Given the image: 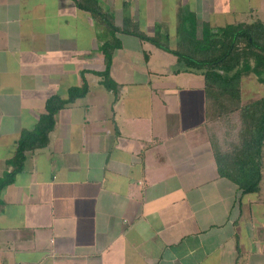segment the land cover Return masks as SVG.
<instances>
[{
  "label": "crops",
  "instance_id": "1",
  "mask_svg": "<svg viewBox=\"0 0 264 264\" xmlns=\"http://www.w3.org/2000/svg\"><path fill=\"white\" fill-rule=\"evenodd\" d=\"M98 1L148 33L177 32L180 7L264 20V0ZM115 35L108 87L105 22L76 0H0V176L47 99L81 94L1 191L0 264H264V147L260 189L243 192L218 169L204 70Z\"/></svg>",
  "mask_w": 264,
  "mask_h": 264
},
{
  "label": "trees",
  "instance_id": "2",
  "mask_svg": "<svg viewBox=\"0 0 264 264\" xmlns=\"http://www.w3.org/2000/svg\"><path fill=\"white\" fill-rule=\"evenodd\" d=\"M76 2L79 7L89 10L105 22L113 34L111 39L105 40L101 45L106 56L105 69L96 72L103 77L108 87H113L110 68L114 50L121 45L120 39L115 35L119 31L136 34L178 55L182 62L204 70L211 123L208 127L219 172L232 179L243 192L258 191L263 177L264 95L242 104L241 85L243 76L251 73L264 83V20L227 23L223 26H213L204 21L200 25L194 11L180 7L177 46L172 48L169 30H164L162 24H156L154 32L150 34L142 30L139 24H131L130 16H127L123 28H119L111 14L100 7L98 0ZM80 95V88L76 86L69 89L68 98H62L58 94L51 95L46 101V112L40 115L36 125L22 130L16 153L8 160L13 168L0 176V205L3 187L13 182L16 174L24 168L27 152L48 145L50 131L56 123V113ZM226 101L230 103L225 104ZM219 104L223 111L218 109ZM233 112L239 116L236 136L239 141L232 147L223 149L217 146L213 126L217 122L229 120L235 115L231 116L230 113ZM221 114L226 117L219 118Z\"/></svg>",
  "mask_w": 264,
  "mask_h": 264
},
{
  "label": "rangeland",
  "instance_id": "3",
  "mask_svg": "<svg viewBox=\"0 0 264 264\" xmlns=\"http://www.w3.org/2000/svg\"><path fill=\"white\" fill-rule=\"evenodd\" d=\"M119 15V13H118ZM117 16V15H116ZM179 17V16H178ZM117 18V17H116ZM201 22V20H200ZM199 22V24H200ZM164 24V23H163ZM201 25V24H200ZM169 28V29H168ZM167 28V25L164 24L163 29L164 30H170V46L172 48H175L177 46V40H178V32L175 31V23L172 22L169 27ZM151 34V33H150ZM244 78V79H243ZM242 78V89H241V103L246 104L250 103L251 101L262 97L264 95V83L260 82L256 75L251 73L249 75H245ZM221 103V102H220ZM230 103V102H225ZM219 104L218 109L223 111ZM225 106V105H224ZM231 116L235 114L233 117H230L229 120L226 121H220L217 122L216 126L214 128V132L216 133V140L218 142L217 146L223 147V149H228L232 147L233 144H236L237 141H239L237 136V130L239 123V116L238 113H230ZM226 115H219V118H225ZM237 120V121H236Z\"/></svg>",
  "mask_w": 264,
  "mask_h": 264
}]
</instances>
